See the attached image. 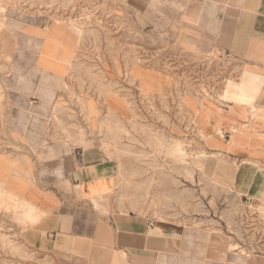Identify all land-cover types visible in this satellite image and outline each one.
<instances>
[{"label": "crops", "instance_id": "obj_1", "mask_svg": "<svg viewBox=\"0 0 264 264\" xmlns=\"http://www.w3.org/2000/svg\"><path fill=\"white\" fill-rule=\"evenodd\" d=\"M108 1L113 30L141 35L139 49L217 58L218 65L231 58L235 82L248 71L232 103L218 99L199 108L192 94L185 97L205 154L202 174L234 201L210 208L181 200V176L172 169L160 170L168 181L154 185L153 201L146 202L139 189L145 182L133 179L146 170L133 168L135 158L125 155L135 143L123 72L107 70L105 89H80L76 58L84 44L77 33L61 20L15 13L1 85L18 150L0 155V186L30 206L35 219L18 221L7 211L11 238L50 264H264L263 251L243 253L237 229L243 201L252 222L264 219V0ZM116 45L128 48L124 41ZM105 64L114 66V58L108 55ZM141 76V97L165 93L162 75ZM141 146L146 149L142 138ZM127 182L139 190L137 207L119 199ZM227 213L232 231L210 228Z\"/></svg>", "mask_w": 264, "mask_h": 264}, {"label": "rangeland", "instance_id": "obj_2", "mask_svg": "<svg viewBox=\"0 0 264 264\" xmlns=\"http://www.w3.org/2000/svg\"><path fill=\"white\" fill-rule=\"evenodd\" d=\"M110 10L108 0H0V155L10 150H18L12 144L13 135L9 130L10 103L1 85L2 74L8 73L9 70L8 66L4 65L8 60L7 55L5 57L8 50L5 51L4 48L10 44L9 16L15 13L44 15L69 24L76 30L84 44V49L76 58V69L81 73L79 76L81 80L75 83L80 85V89L84 90L85 87L91 89L93 86L105 89L103 85L110 83L105 78L107 70L116 71L118 77H121L123 72L124 85L129 91V102L131 107H134L129 138L131 143H135L125 155L135 158L133 168L146 170V174L142 171L140 177L136 173L133 178L136 185L145 182L147 188H139L140 191L142 189L146 191L144 200L153 201L152 187L168 181V178L159 175L160 170L164 173L166 170L176 169L175 173H178L182 180L181 190L184 191L181 200L192 199L210 208L217 201L232 203L233 197L220 193L202 174L203 163L200 159H204L205 154L196 136V126L194 127L196 116H192L185 108V97L188 94L194 96L192 100L199 108L218 99L231 103L228 99H233L237 89L236 82L232 81L234 73L232 59L221 57L222 64L218 65L217 58L193 60L174 51H143L138 48L141 35L130 34L129 38H126L117 33L116 29L113 30L112 27L116 26V23L111 22ZM133 21V25H136V20ZM121 41H124L128 48L122 49L120 48L122 46L116 45ZM108 55L114 58V66L105 64ZM119 59H124V66L119 65ZM143 73H156L167 79L164 88L166 91L161 97H141L138 79ZM242 78L243 76L240 77ZM218 88L223 90L221 98L214 96ZM252 94L254 95V92ZM141 123H150V126L144 129ZM141 138L146 149L141 146ZM138 192V188L131 187V183L127 182L119 199L122 202L129 201L132 206L137 207ZM246 203V201L241 203L240 229L236 226L241 232L243 253L264 252V219L261 222H252L253 215L251 216L249 204ZM214 211L210 209L209 216L217 220V215H212ZM3 212L6 214L0 212V264H50L40 256L28 253L20 243L16 244L13 239L15 228L9 221L10 213ZM225 212H231L233 215L232 210ZM228 214L225 222L211 223L210 228L215 226L223 230L224 227L227 233L232 231L234 225L230 223Z\"/></svg>", "mask_w": 264, "mask_h": 264}, {"label": "bare ground", "instance_id": "obj_3", "mask_svg": "<svg viewBox=\"0 0 264 264\" xmlns=\"http://www.w3.org/2000/svg\"><path fill=\"white\" fill-rule=\"evenodd\" d=\"M1 11H3L2 8H1ZM74 31L76 32V30H74ZM246 72H248V71L247 70L243 71L242 74H241V76L243 75V73H246ZM242 79H240L241 84L244 81ZM236 85H237V89L235 91L237 92L238 89H239L240 83H237L236 82ZM226 91L228 92V90H226ZM228 100L231 101V103H232V100L231 99H228ZM237 100H238V98H237ZM238 103L239 102H237V105H239ZM181 153L184 154L183 151H181ZM15 200L16 199H14L9 193H7L0 186V209H3L5 211H9V210L13 209L14 210V213L16 214V217H17V220L18 221H22V222H24L26 220L27 221H34L35 216H34L33 209L30 206H28L26 203H24V202H18V201H15Z\"/></svg>", "mask_w": 264, "mask_h": 264}]
</instances>
